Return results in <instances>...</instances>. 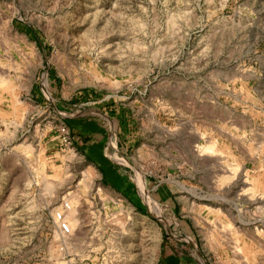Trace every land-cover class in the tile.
<instances>
[{
    "label": "rangeland",
    "instance_id": "rangeland-1",
    "mask_svg": "<svg viewBox=\"0 0 264 264\" xmlns=\"http://www.w3.org/2000/svg\"><path fill=\"white\" fill-rule=\"evenodd\" d=\"M0 264H264V0H0Z\"/></svg>",
    "mask_w": 264,
    "mask_h": 264
},
{
    "label": "crops",
    "instance_id": "crops-1",
    "mask_svg": "<svg viewBox=\"0 0 264 264\" xmlns=\"http://www.w3.org/2000/svg\"><path fill=\"white\" fill-rule=\"evenodd\" d=\"M73 122L75 124L71 122V125L76 145L83 153L89 167L98 169L99 180L105 191L133 202L136 188L131 176L127 169L107 154L103 142V134L107 128L93 117L76 119Z\"/></svg>",
    "mask_w": 264,
    "mask_h": 264
},
{
    "label": "built area",
    "instance_id": "built-area-1",
    "mask_svg": "<svg viewBox=\"0 0 264 264\" xmlns=\"http://www.w3.org/2000/svg\"><path fill=\"white\" fill-rule=\"evenodd\" d=\"M59 131H60L59 136L62 137V139H63L64 141H66V142L69 141V139H70V134H69V129H68V127H67L66 125H62V126L60 127ZM59 217L61 218L60 213H59ZM60 222H61V225H60L61 229H62L64 232L69 233V232H70V227H69L68 223H67L66 221H62V219L60 220Z\"/></svg>",
    "mask_w": 264,
    "mask_h": 264
},
{
    "label": "bare ground",
    "instance_id": "bare-ground-1",
    "mask_svg": "<svg viewBox=\"0 0 264 264\" xmlns=\"http://www.w3.org/2000/svg\"><path fill=\"white\" fill-rule=\"evenodd\" d=\"M199 150H200V148H199ZM143 182H144V180H142ZM144 184V183H143ZM144 186H145V184H144ZM147 191V192H146ZM145 192L147 193V196H148V198L151 200V202H153V204L154 205H156V206H158L157 205V203H155L154 201H153V198L150 196V194H149V192H148V190H147V188L145 189ZM155 200V199H154ZM69 225V224H68ZM70 227V226H69ZM62 230V229H61ZM63 231V230H62ZM64 232V231H63ZM70 232H71V229H70ZM66 233V232H65Z\"/></svg>",
    "mask_w": 264,
    "mask_h": 264
}]
</instances>
